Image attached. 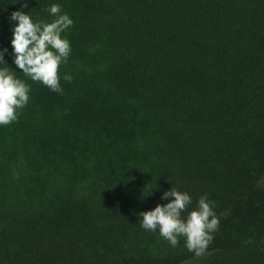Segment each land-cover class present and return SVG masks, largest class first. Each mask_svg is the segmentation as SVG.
Masks as SVG:
<instances>
[{"label":"trees","instance_id":"trees-1","mask_svg":"<svg viewBox=\"0 0 264 264\" xmlns=\"http://www.w3.org/2000/svg\"><path fill=\"white\" fill-rule=\"evenodd\" d=\"M24 2L0 0V68L31 89L0 126V264H264V0ZM53 4L74 21L63 94L11 44L13 12ZM172 187L215 202L200 257L141 227Z\"/></svg>","mask_w":264,"mask_h":264},{"label":"clouds","instance_id":"clouds-1","mask_svg":"<svg viewBox=\"0 0 264 264\" xmlns=\"http://www.w3.org/2000/svg\"><path fill=\"white\" fill-rule=\"evenodd\" d=\"M29 6L25 0L23 7ZM47 11L55 17L52 22L34 21L24 11H15L10 20L18 23L12 29L11 40L14 63L25 76L40 82L51 91L63 94L61 87V66L66 64L71 55V43L63 36L74 21L68 14H61V6L51 5ZM7 49L0 50V63L5 61ZM65 81L71 82L70 75H64ZM30 86L16 77L8 67L0 68V126H7L17 121L19 111L30 100ZM166 204H158L154 210L141 212V227L159 235L176 247L183 238L188 252L200 257L205 254L213 241V233L219 229V217L214 211V201L207 194L200 197L194 209L192 197L172 187L161 196ZM187 212L185 216L184 213Z\"/></svg>","mask_w":264,"mask_h":264}]
</instances>
